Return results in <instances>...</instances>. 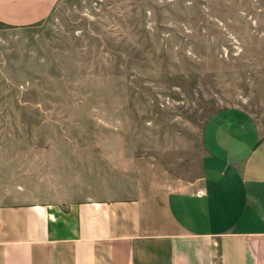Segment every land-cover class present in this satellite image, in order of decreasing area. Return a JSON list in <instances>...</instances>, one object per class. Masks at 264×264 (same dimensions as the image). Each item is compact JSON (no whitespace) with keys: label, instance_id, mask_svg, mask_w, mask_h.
Instances as JSON below:
<instances>
[{"label":"rangeland","instance_id":"rangeland-1","mask_svg":"<svg viewBox=\"0 0 264 264\" xmlns=\"http://www.w3.org/2000/svg\"><path fill=\"white\" fill-rule=\"evenodd\" d=\"M248 118L264 132V0H56L0 23V204L145 194L199 171L209 119Z\"/></svg>","mask_w":264,"mask_h":264},{"label":"crops","instance_id":"crops-1","mask_svg":"<svg viewBox=\"0 0 264 264\" xmlns=\"http://www.w3.org/2000/svg\"><path fill=\"white\" fill-rule=\"evenodd\" d=\"M55 1L0 0V23H36ZM211 119L192 177L63 207L51 199L0 204V264H264V132L249 118ZM221 138L234 144L220 151Z\"/></svg>","mask_w":264,"mask_h":264}]
</instances>
